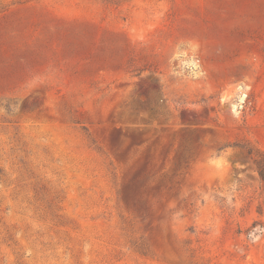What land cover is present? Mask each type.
<instances>
[{"label":"rangeland","instance_id":"374dc122","mask_svg":"<svg viewBox=\"0 0 264 264\" xmlns=\"http://www.w3.org/2000/svg\"><path fill=\"white\" fill-rule=\"evenodd\" d=\"M259 157L264 0H0V264H264Z\"/></svg>","mask_w":264,"mask_h":264},{"label":"trees","instance_id":"16d2710c","mask_svg":"<svg viewBox=\"0 0 264 264\" xmlns=\"http://www.w3.org/2000/svg\"><path fill=\"white\" fill-rule=\"evenodd\" d=\"M248 152L250 154L252 153L251 150H249ZM255 162L257 164L260 177L264 180V159L259 157L255 160Z\"/></svg>","mask_w":264,"mask_h":264}]
</instances>
